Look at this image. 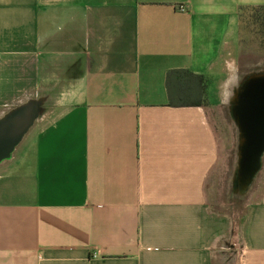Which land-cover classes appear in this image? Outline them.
Listing matches in <instances>:
<instances>
[{
	"label": "crops",
	"instance_id": "crops-1",
	"mask_svg": "<svg viewBox=\"0 0 264 264\" xmlns=\"http://www.w3.org/2000/svg\"><path fill=\"white\" fill-rule=\"evenodd\" d=\"M241 6L264 0H0V120L37 110L0 161V264H264V192L235 217L205 188ZM176 69L205 104H169Z\"/></svg>",
	"mask_w": 264,
	"mask_h": 264
},
{
	"label": "water",
	"instance_id": "water-1",
	"mask_svg": "<svg viewBox=\"0 0 264 264\" xmlns=\"http://www.w3.org/2000/svg\"><path fill=\"white\" fill-rule=\"evenodd\" d=\"M231 111L239 130L237 182L246 191L261 169L264 157V73L244 79L231 100ZM37 110L26 104L0 120V161L32 124Z\"/></svg>",
	"mask_w": 264,
	"mask_h": 264
},
{
	"label": "rangeland",
	"instance_id": "rangeland-1",
	"mask_svg": "<svg viewBox=\"0 0 264 264\" xmlns=\"http://www.w3.org/2000/svg\"><path fill=\"white\" fill-rule=\"evenodd\" d=\"M238 50L236 63L246 77L255 73H264V47L253 36L247 37ZM247 48V49H246ZM252 49V50H249ZM240 83V85H241ZM210 119L219 138V159L209 173L206 182V196L209 206L218 212H230L233 209L238 217L240 208L264 192V173L256 176L249 188L243 191L237 182L239 130L233 118L231 104L209 108ZM254 195H248V192Z\"/></svg>",
	"mask_w": 264,
	"mask_h": 264
},
{
	"label": "trees",
	"instance_id": "trees-1",
	"mask_svg": "<svg viewBox=\"0 0 264 264\" xmlns=\"http://www.w3.org/2000/svg\"><path fill=\"white\" fill-rule=\"evenodd\" d=\"M239 39L243 43L247 37L253 36L264 46V6H241L238 11ZM190 82L199 86V94H193L182 87ZM166 86L171 106H202L205 104V83L202 75H195L187 70H170L166 75ZM178 86V87H177Z\"/></svg>",
	"mask_w": 264,
	"mask_h": 264
},
{
	"label": "clouds",
	"instance_id": "clouds-1",
	"mask_svg": "<svg viewBox=\"0 0 264 264\" xmlns=\"http://www.w3.org/2000/svg\"><path fill=\"white\" fill-rule=\"evenodd\" d=\"M239 66L231 64L228 66V73L223 78L219 86V101L225 107L230 106L231 100L235 95L236 89L239 88L243 75Z\"/></svg>",
	"mask_w": 264,
	"mask_h": 264
},
{
	"label": "built area",
	"instance_id": "built-area-1",
	"mask_svg": "<svg viewBox=\"0 0 264 264\" xmlns=\"http://www.w3.org/2000/svg\"><path fill=\"white\" fill-rule=\"evenodd\" d=\"M178 9H179L180 11H185V10H186L185 6H182V5L179 6ZM92 256H93V258L98 257V256H99V252H93Z\"/></svg>",
	"mask_w": 264,
	"mask_h": 264
}]
</instances>
